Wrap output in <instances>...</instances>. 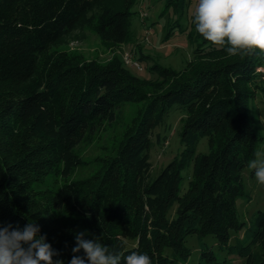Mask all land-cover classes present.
Returning a JSON list of instances; mask_svg holds the SVG:
<instances>
[{
  "label": "trees",
  "instance_id": "16d2710c",
  "mask_svg": "<svg viewBox=\"0 0 264 264\" xmlns=\"http://www.w3.org/2000/svg\"><path fill=\"white\" fill-rule=\"evenodd\" d=\"M137 2L0 0V226L22 230L36 223L56 253L53 260L64 264L81 232L110 250L123 245L146 253L152 264H232L207 236L240 264H264V209L247 223L237 214L247 163L264 138L257 106L264 55L230 57L195 31L194 55L184 68L154 63L150 70L158 78L145 80L119 56L102 63L51 49L83 20L106 47L117 49L130 40ZM128 102L142 106L116 152L94 175L70 179L85 163L76 148L97 139ZM176 107L185 113L184 147L154 176V130ZM203 138L209 151L198 153ZM190 166L181 193L182 172ZM50 176L61 185L45 184ZM191 235L200 245L193 263L186 244Z\"/></svg>",
  "mask_w": 264,
  "mask_h": 264
},
{
  "label": "rangeland",
  "instance_id": "374dc122",
  "mask_svg": "<svg viewBox=\"0 0 264 264\" xmlns=\"http://www.w3.org/2000/svg\"><path fill=\"white\" fill-rule=\"evenodd\" d=\"M170 0H138L134 6L136 14L133 17L132 34L130 40L117 49L106 47L99 35L83 20L75 28L67 32L51 49H63L70 53L84 55L87 59H97L102 63L113 57L123 58L126 52L139 60L142 70L130 66V70L145 80H156L158 73L151 71L150 66L159 63L165 67L180 70L192 60L196 46V34L192 23V11L196 0H186L179 5L169 4ZM97 7L89 16L98 11ZM124 60V58H123ZM264 68V65H261ZM263 73V72H262ZM151 90V89H150ZM153 91V90H152ZM259 109V129L264 137V92L257 99ZM257 102V101H256ZM142 103L128 102L117 111L116 120L106 125L94 141L81 143L76 151L85 163L77 167L70 179H81L94 175L102 168L104 158L113 155L123 135L136 116ZM185 116L184 110L174 108L164 122L154 130L150 148L152 173L158 175L161 170L183 149L181 143V122ZM209 139L203 138L197 148L198 153L209 151ZM259 151H264V138ZM192 166L183 170L184 179L180 183L181 193L188 188L189 175ZM188 176V177H186ZM60 177L50 176L45 184L61 185ZM246 196L240 197L237 202L238 218L246 223L253 212L264 209V185L257 183L252 170L246 168L244 174ZM177 205L170 210L171 216H176ZM243 230L233 232V236L242 234ZM205 241L218 251L221 258H227L232 264H240L242 260L236 256H227L218 250L217 238L207 236ZM186 244L192 248L191 262L199 256L200 245L196 235L187 238Z\"/></svg>",
  "mask_w": 264,
  "mask_h": 264
},
{
  "label": "clouds",
  "instance_id": "9594fccd",
  "mask_svg": "<svg viewBox=\"0 0 264 264\" xmlns=\"http://www.w3.org/2000/svg\"><path fill=\"white\" fill-rule=\"evenodd\" d=\"M195 31L230 57L259 53L264 55V0H196L192 11ZM258 184L264 185V151H256L247 163ZM77 233L69 264H152L146 253L128 252L123 245L102 243L99 237L84 238ZM83 251L84 255H76ZM46 235L36 223L21 230L11 224L0 226V264H64L53 260Z\"/></svg>",
  "mask_w": 264,
  "mask_h": 264
},
{
  "label": "built area",
  "instance_id": "2783aa9c",
  "mask_svg": "<svg viewBox=\"0 0 264 264\" xmlns=\"http://www.w3.org/2000/svg\"><path fill=\"white\" fill-rule=\"evenodd\" d=\"M123 58H124V61H125V63H126L127 65H130V66L135 67V68H137V69H139V70H142V66H141L140 62H139L138 60H136L135 57L132 56L131 53L126 52V53L124 54ZM258 71H262V72H264V68L261 67V66H259V67H258Z\"/></svg>",
  "mask_w": 264,
  "mask_h": 264
}]
</instances>
